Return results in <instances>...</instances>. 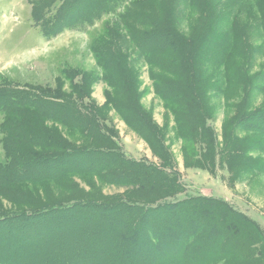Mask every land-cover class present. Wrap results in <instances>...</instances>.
Returning <instances> with one entry per match:
<instances>
[{
  "label": "trees",
  "instance_id": "trees-1",
  "mask_svg": "<svg viewBox=\"0 0 264 264\" xmlns=\"http://www.w3.org/2000/svg\"><path fill=\"white\" fill-rule=\"evenodd\" d=\"M55 2L30 1L34 25L49 35L101 21L90 41L100 74L63 66L54 86L0 83V264H264L250 217L221 198H174L169 144L172 131L185 166L225 167L230 181L264 174V0H58L52 13ZM180 2L194 14L188 32ZM132 56L172 125L143 107ZM97 77L109 88L101 106ZM212 95L232 112L221 139ZM110 110L161 166L124 154ZM107 185L125 193L103 196Z\"/></svg>",
  "mask_w": 264,
  "mask_h": 264
},
{
  "label": "rangeland",
  "instance_id": "rangeland-1",
  "mask_svg": "<svg viewBox=\"0 0 264 264\" xmlns=\"http://www.w3.org/2000/svg\"><path fill=\"white\" fill-rule=\"evenodd\" d=\"M30 1L33 0H0V83L8 80L19 85L28 83L54 86L55 79L61 77L60 70L63 66L77 67L89 74L96 72L100 74L90 48V41L92 36L99 33L102 22L96 18L90 24L77 20L62 26L56 33L45 35L41 27L34 25L32 21ZM57 6L58 0L51 8L52 13ZM177 13L182 29L188 32V25L194 14L182 2ZM107 17L109 15L103 16V18ZM132 59L133 67L138 72L143 107L150 112L159 126L167 122L172 125V119L167 114L162 101L153 92L147 64L143 62L142 57L132 56ZM258 61L264 64V56ZM258 68L259 66L256 65L255 69ZM92 80L90 98L101 106L105 103V90L109 88L99 77ZM64 85L66 89L67 82ZM260 100L264 101V95L258 98V101ZM210 103L212 113L208 123L221 139L232 112L225 106L220 95H212ZM108 117L118 133L120 146L127 157L136 160L146 159L161 166L160 160L151 152L147 143L113 110L109 111ZM1 118L0 113V121ZM169 144L174 160L173 168L179 173L183 185L182 190L174 198L180 199L186 195L221 198L254 220L264 231V174L230 181L229 172L225 167L216 166L209 171L185 166L180 151V141L174 137L172 131L169 132ZM76 181L79 183L78 179ZM82 185L85 190L89 189L88 186ZM125 190L122 186L107 185L101 187L100 193L109 198L114 196L121 198ZM6 206L9 204L7 203Z\"/></svg>",
  "mask_w": 264,
  "mask_h": 264
}]
</instances>
